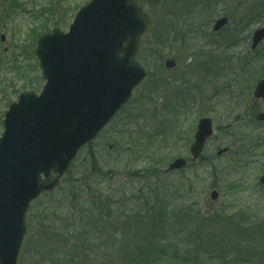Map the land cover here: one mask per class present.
<instances>
[{
    "label": "rangeland",
    "instance_id": "obj_1",
    "mask_svg": "<svg viewBox=\"0 0 264 264\" xmlns=\"http://www.w3.org/2000/svg\"><path fill=\"white\" fill-rule=\"evenodd\" d=\"M89 1L0 0V134L8 106L44 85L37 38L67 32ZM140 5L152 19L137 54L147 75L57 188L31 204L17 264H264V125L254 120L264 101L252 98L264 41L237 76L227 68L247 50L231 46L236 34L264 27V0ZM224 16L228 26L212 32ZM202 117L215 132L191 162ZM176 158L189 166L164 174Z\"/></svg>",
    "mask_w": 264,
    "mask_h": 264
},
{
    "label": "water",
    "instance_id": "obj_2",
    "mask_svg": "<svg viewBox=\"0 0 264 264\" xmlns=\"http://www.w3.org/2000/svg\"><path fill=\"white\" fill-rule=\"evenodd\" d=\"M160 1L91 0L76 12L67 33L53 29L38 37L35 56L45 84L39 95L22 93L9 105L0 135V264H16L31 202L56 188L78 151L146 77L136 55L151 21L139 2ZM226 22L217 20L213 30ZM263 38L264 28L255 31L252 49ZM173 67V61L165 62L167 70ZM254 96L264 99V81ZM256 120L264 123V113ZM212 133V121L200 119L189 148L192 161ZM185 166L176 159L166 172ZM259 183L264 185V165ZM210 197L215 200L217 193Z\"/></svg>",
    "mask_w": 264,
    "mask_h": 264
},
{
    "label": "flooded vegetation",
    "instance_id": "obj_3",
    "mask_svg": "<svg viewBox=\"0 0 264 264\" xmlns=\"http://www.w3.org/2000/svg\"><path fill=\"white\" fill-rule=\"evenodd\" d=\"M225 17V16H224ZM227 19V25L229 24V18L225 17ZM224 29V28H223ZM221 29L220 31L216 32L217 34H220V32L223 30ZM215 33V32H214ZM242 31H240L239 33L236 34V36L232 39L231 41V46L232 47H235V48H239L240 45L243 47V48H246L247 47V50L243 52V54L239 55L238 52H232V56H231V59H235V66H228L227 68H231V69H235V75L237 76V73H241L244 66H239L241 63H243V61H245L244 65L245 67H248L249 64L251 63L250 59H249V55H252V53L263 43V41L253 50L251 49V46H252V36H253V32L251 34H247L246 37L244 36H241L242 35ZM231 38V36H230ZM231 47V48H232ZM242 52V51H240ZM233 53H238V54H233ZM233 69V70H234ZM232 71V70H231ZM233 73V72H232ZM231 73V74H232Z\"/></svg>",
    "mask_w": 264,
    "mask_h": 264
},
{
    "label": "trees",
    "instance_id": "obj_4",
    "mask_svg": "<svg viewBox=\"0 0 264 264\" xmlns=\"http://www.w3.org/2000/svg\"><path fill=\"white\" fill-rule=\"evenodd\" d=\"M189 187H190V185H189ZM91 204L99 205V204H100V201L98 200V198H97V199H93L92 202H91ZM101 207H102V206H101ZM97 208H98V207H97ZM176 218H178V217H176ZM151 219L156 220L154 216H152ZM158 219H159V220H156L157 223H158V224H161V221H163L162 218L159 217ZM152 221H153V220H152ZM169 228H170V227H169ZM171 230H173V229H171ZM54 262H55V261H54Z\"/></svg>",
    "mask_w": 264,
    "mask_h": 264
}]
</instances>
